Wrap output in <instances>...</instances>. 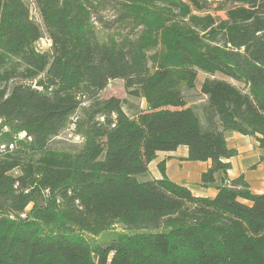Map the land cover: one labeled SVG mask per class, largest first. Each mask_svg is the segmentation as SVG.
Instances as JSON below:
<instances>
[{
	"label": "trees",
	"instance_id": "trees-1",
	"mask_svg": "<svg viewBox=\"0 0 264 264\" xmlns=\"http://www.w3.org/2000/svg\"><path fill=\"white\" fill-rule=\"evenodd\" d=\"M32 3L40 24L24 0H0V264H264V192L228 180L225 161L227 133L264 147V0ZM198 72L211 77L203 120L182 94ZM112 80L145 109L100 99ZM71 125L80 141L53 149ZM179 147L210 161L201 187L220 175L213 198L162 162L141 178Z\"/></svg>",
	"mask_w": 264,
	"mask_h": 264
},
{
	"label": "crops",
	"instance_id": "crops-1",
	"mask_svg": "<svg viewBox=\"0 0 264 264\" xmlns=\"http://www.w3.org/2000/svg\"><path fill=\"white\" fill-rule=\"evenodd\" d=\"M225 142L228 148L234 149L236 155L228 160L230 168L227 179L233 180L240 176L247 183L254 194L264 192V147H260L254 137L243 136L238 133H227ZM185 147L176 148L169 153H157L156 158L149 163L148 172L142 179H160L161 174L157 165L164 164V174L168 180L187 187L197 197L213 198L216 195L215 186L219 184L220 175H216V182L209 187H201L200 177L210 167V161L190 162L186 160Z\"/></svg>",
	"mask_w": 264,
	"mask_h": 264
},
{
	"label": "rangeland",
	"instance_id": "rangeland-1",
	"mask_svg": "<svg viewBox=\"0 0 264 264\" xmlns=\"http://www.w3.org/2000/svg\"><path fill=\"white\" fill-rule=\"evenodd\" d=\"M25 3L29 7V14L31 15V19L35 21L36 23L40 24V18L35 10V7L32 3V0H24ZM228 6H223V9H218L220 8V5L218 3H212L210 5L209 13L212 15V17L219 18V19H225V9ZM36 48L39 52H48L50 49V42L43 37L41 40L36 42ZM205 78H211L210 76L198 72L197 73V79H196V87L192 90L184 89L182 90V94L185 98V100L188 102L189 105L195 106V109L199 115V117L203 120L202 117V112L200 109V105H202L205 101L204 97L201 96L198 92L199 90V85L200 83L205 79ZM214 78H219V79H224L225 81H228L232 84H234L237 87H241L238 83L233 82L230 79L224 78L221 75H215ZM118 98L124 102L123 104V110L126 113L127 116L129 117H134L138 113L139 110L145 109V103L139 99V98H134L133 96L131 97L129 94H127L125 88H124V82L122 80H112L109 81L107 86L100 92L99 98L100 99H108V98ZM69 134V129H65L62 131L59 136L51 142V147L53 149H65L69 148L72 141L68 138ZM117 232H120V229H115ZM111 231H107L105 234H103V238H108L109 235L111 234Z\"/></svg>",
	"mask_w": 264,
	"mask_h": 264
},
{
	"label": "built area",
	"instance_id": "built-area-1",
	"mask_svg": "<svg viewBox=\"0 0 264 264\" xmlns=\"http://www.w3.org/2000/svg\"><path fill=\"white\" fill-rule=\"evenodd\" d=\"M73 125H71L70 126V128H69V134L67 135L68 136V138L70 139V140H72L73 142H79L80 141V139H78L79 137L78 136H74V134L72 133V129H73ZM23 136H24V134H21L20 135V137H22L23 138ZM1 149H3V147H1Z\"/></svg>",
	"mask_w": 264,
	"mask_h": 264
}]
</instances>
